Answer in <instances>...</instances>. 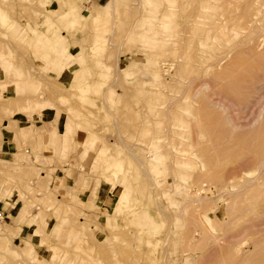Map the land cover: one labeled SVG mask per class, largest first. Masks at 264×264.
<instances>
[{"label":"rangeland","instance_id":"rangeland-1","mask_svg":"<svg viewBox=\"0 0 264 264\" xmlns=\"http://www.w3.org/2000/svg\"><path fill=\"white\" fill-rule=\"evenodd\" d=\"M53 110L57 162L0 159L12 264H264V0H0V127Z\"/></svg>","mask_w":264,"mask_h":264},{"label":"crops","instance_id":"crops-1","mask_svg":"<svg viewBox=\"0 0 264 264\" xmlns=\"http://www.w3.org/2000/svg\"><path fill=\"white\" fill-rule=\"evenodd\" d=\"M56 11L58 12L57 9ZM53 50L56 51V58H59L60 55L63 58H67L69 55H71L72 58L69 63H73L80 57L79 53L77 55H73L72 53H70L65 45L64 47L62 46L58 49ZM64 52L65 55L62 56V53ZM57 53L59 54L57 55ZM60 61L62 64H65L67 66V61L64 62L62 61V59H60ZM59 72L60 69L56 71V75ZM73 72L74 75L77 76L80 71L78 69L74 70ZM59 78L60 77H58V79ZM49 113V111H43L41 114H43L42 116H45ZM21 131L24 132V137H21ZM57 135H61V129L57 122V117L54 110L51 112V115L48 119L43 118L41 120L36 117L32 120H28L26 119V117H24V115L20 116L19 114L15 113L10 118V120H6L4 121V123L2 121L0 127V159H4L10 162L11 160H14L15 156H19L24 152L28 154V158L31 162H34V156H37V160L39 161H42L44 159H52V163L54 164L55 162H57L56 158L59 154L61 145V137H59V140ZM87 138L88 137L84 135L83 131L78 129L74 132L72 140L69 144L70 146H73L75 148L80 146V156L82 158H84V156H88L90 152L85 150ZM35 166L41 168L40 164L38 163ZM42 176L43 175H40V177ZM75 179L73 178L74 182L69 185V187L71 186V188L74 187V190H72L73 197L69 196V199L71 200H76L78 198V193L83 188L82 182L75 181ZM9 205L10 206L3 204L0 205V222L5 221V223H8L7 228H10V231L14 232V234L11 233L8 236L5 235L6 237L3 236L4 239H0V248L2 246L5 247L7 251L6 258L9 257L8 264H12L11 261L14 258L18 259V257H20L21 255V252L16 249L19 248L22 241L26 238H29L32 243H35L34 240L37 238H35L36 236L33 234V222H22L19 225V229L17 230V225L11 222V217L17 216V212L20 209L21 205L18 206V202L14 203V205ZM30 210L31 209H29V215L27 216L26 221H28V219L35 221V215H32L34 211L32 212V210ZM55 228L56 227H54L53 230ZM36 241L38 242V239Z\"/></svg>","mask_w":264,"mask_h":264},{"label":"bare ground","instance_id":"bare-ground-1","mask_svg":"<svg viewBox=\"0 0 264 264\" xmlns=\"http://www.w3.org/2000/svg\"><path fill=\"white\" fill-rule=\"evenodd\" d=\"M172 70V69H171ZM221 108V107H220ZM242 249V248H241ZM242 251V250H241Z\"/></svg>","mask_w":264,"mask_h":264}]
</instances>
